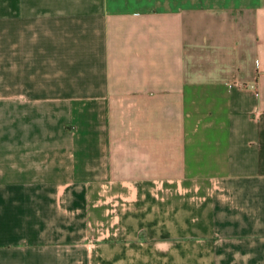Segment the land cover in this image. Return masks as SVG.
Returning a JSON list of instances; mask_svg holds the SVG:
<instances>
[{"label":"crops","instance_id":"crops-1","mask_svg":"<svg viewBox=\"0 0 264 264\" xmlns=\"http://www.w3.org/2000/svg\"><path fill=\"white\" fill-rule=\"evenodd\" d=\"M0 264H264V0H0Z\"/></svg>","mask_w":264,"mask_h":264},{"label":"rangeland","instance_id":"rangeland-1","mask_svg":"<svg viewBox=\"0 0 264 264\" xmlns=\"http://www.w3.org/2000/svg\"><path fill=\"white\" fill-rule=\"evenodd\" d=\"M123 125H125V123ZM124 134H125V132H124Z\"/></svg>","mask_w":264,"mask_h":264}]
</instances>
